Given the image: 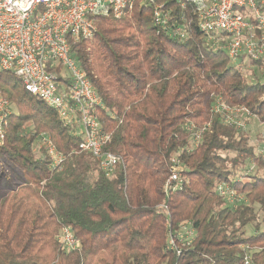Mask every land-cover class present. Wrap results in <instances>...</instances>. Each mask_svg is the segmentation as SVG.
Segmentation results:
<instances>
[{"label":"trees","instance_id":"obj_1","mask_svg":"<svg viewBox=\"0 0 264 264\" xmlns=\"http://www.w3.org/2000/svg\"><path fill=\"white\" fill-rule=\"evenodd\" d=\"M156 5L165 28L153 5L136 0L120 19L95 16V34L71 41L102 100L103 150L120 158L111 174L80 150L57 111L0 71L11 111L0 145V264H245L246 255L264 264L263 136L253 144L245 126L212 112L222 97L264 125V63L233 65L226 36L201 32L191 0ZM41 133L63 157L57 168ZM174 157L184 186L166 193ZM223 182L245 200L228 205L215 192ZM183 225L195 234L178 255L169 241ZM65 227L79 242L74 251L59 241Z\"/></svg>","mask_w":264,"mask_h":264},{"label":"built area","instance_id":"obj_2","mask_svg":"<svg viewBox=\"0 0 264 264\" xmlns=\"http://www.w3.org/2000/svg\"><path fill=\"white\" fill-rule=\"evenodd\" d=\"M153 5L156 26L165 28L167 16ZM195 5L201 32L212 36H226L225 50L234 63L236 59L264 63V0H191ZM136 0H0V71L11 72L22 81L24 89L57 111L81 141L79 148L100 160L107 174L114 172L120 158L105 153L110 135L101 127L98 109L102 100L90 79L71 55V41L91 38L97 27L95 16L122 18ZM212 112L223 117L225 123L244 127L240 115L253 118L245 107H231L222 97H215ZM11 114L10 103L0 92V145L6 141V119ZM200 133L195 136V144ZM43 147L57 168L63 157L56 151L47 133L40 135ZM264 145V135H263ZM259 153L264 154V146ZM182 167L178 158L172 159L170 175L164 189L174 193L183 189ZM237 173V178H242ZM216 194L228 205L243 202L244 197L228 183L218 184ZM194 231L183 225L176 236L170 237V248L181 255L189 246ZM178 237V238H177ZM177 240L180 243L176 242ZM59 241L67 251L78 249L79 242L69 227H65ZM245 264H251L248 255Z\"/></svg>","mask_w":264,"mask_h":264},{"label":"rangeland","instance_id":"obj_3","mask_svg":"<svg viewBox=\"0 0 264 264\" xmlns=\"http://www.w3.org/2000/svg\"><path fill=\"white\" fill-rule=\"evenodd\" d=\"M233 65L244 67L245 60L236 59L234 61ZM243 123L245 125L246 130L249 133V136H250V139H251L252 143L253 144H257V141H258V136L257 135H259V134H261V136L264 135V125L261 124L258 120H255L254 118H249V119L248 118H245L244 121H243ZM48 137H50L49 134H48ZM39 141L41 143L40 144V147H42L46 151V149L42 145V142L40 140V137H39ZM1 167H3L2 164H0V168ZM247 234H251V227H248L247 228Z\"/></svg>","mask_w":264,"mask_h":264}]
</instances>
